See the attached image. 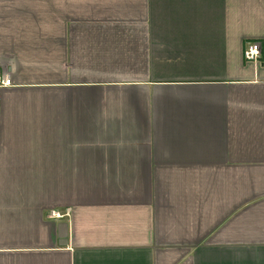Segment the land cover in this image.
<instances>
[{"label": "crops", "instance_id": "crops-1", "mask_svg": "<svg viewBox=\"0 0 264 264\" xmlns=\"http://www.w3.org/2000/svg\"><path fill=\"white\" fill-rule=\"evenodd\" d=\"M0 74V264H264V0H0Z\"/></svg>", "mask_w": 264, "mask_h": 264}, {"label": "built area", "instance_id": "built-area-1", "mask_svg": "<svg viewBox=\"0 0 264 264\" xmlns=\"http://www.w3.org/2000/svg\"><path fill=\"white\" fill-rule=\"evenodd\" d=\"M260 51L261 46L259 43H251L248 45V47H246L244 57L247 61H258L260 59ZM11 85V79L4 74H0V89ZM48 216L49 218H61L64 217L65 214H61L56 211H50Z\"/></svg>", "mask_w": 264, "mask_h": 264}, {"label": "water", "instance_id": "water-1", "mask_svg": "<svg viewBox=\"0 0 264 264\" xmlns=\"http://www.w3.org/2000/svg\"><path fill=\"white\" fill-rule=\"evenodd\" d=\"M59 234L62 239H67V236H68V224L67 223L60 224Z\"/></svg>", "mask_w": 264, "mask_h": 264}, {"label": "rangeland", "instance_id": "rangeland-1", "mask_svg": "<svg viewBox=\"0 0 264 264\" xmlns=\"http://www.w3.org/2000/svg\"><path fill=\"white\" fill-rule=\"evenodd\" d=\"M252 43H259V42H252ZM251 44V43H250ZM250 44H248V45H250ZM260 44V43H259ZM260 46H261V44H260ZM248 47V46H247ZM260 57H261V51H260Z\"/></svg>", "mask_w": 264, "mask_h": 264}]
</instances>
